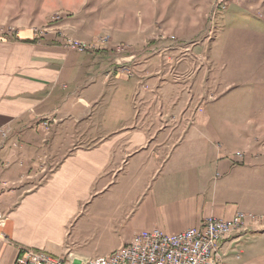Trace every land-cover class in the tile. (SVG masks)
<instances>
[{
  "label": "crops",
  "instance_id": "obj_1",
  "mask_svg": "<svg viewBox=\"0 0 264 264\" xmlns=\"http://www.w3.org/2000/svg\"><path fill=\"white\" fill-rule=\"evenodd\" d=\"M38 1L0 0V23L19 29L0 42V264H14L19 248L81 264L142 230L177 234L243 211L264 218V104L246 119L217 104L210 117L196 88L183 108V57L172 54L183 42L163 41V72L156 58L68 51V37L108 34L134 53L140 45L125 38L136 26L82 19L37 38L26 24ZM108 236L110 251L99 253ZM222 251L223 264H264V219Z\"/></svg>",
  "mask_w": 264,
  "mask_h": 264
},
{
  "label": "rangeland",
  "instance_id": "obj_2",
  "mask_svg": "<svg viewBox=\"0 0 264 264\" xmlns=\"http://www.w3.org/2000/svg\"><path fill=\"white\" fill-rule=\"evenodd\" d=\"M86 8L94 12L93 19L83 17ZM32 10L38 14L26 25L31 26L33 34V30H39L41 36L52 30L60 33L58 26H74V21L82 19L86 26H91L94 20L98 26H136V31L128 33L133 38H125L127 43L140 45L134 53L130 44L113 45L108 34L89 41L72 37L71 40L98 44L107 51L120 47L124 50L120 53L134 54L142 61L156 58L155 65L159 61L161 72L169 67L163 66V59L167 57L163 41L183 42V50L172 52L175 56L178 51L177 57H183V108L184 101L188 100L187 90L194 92L196 88L200 91L201 103H207L210 117L213 105L217 104L230 107L238 119L253 117L264 104V0H39ZM79 10L82 15L75 17ZM0 26H5L1 30L19 31L8 27L14 24L0 23ZM104 37L109 39L107 46L103 43ZM148 40L155 41L156 45ZM260 120L257 117L254 123ZM233 148L236 151L237 146ZM238 154L241 156L240 152L235 153ZM254 216L257 224L264 219ZM114 239L108 236L99 245L98 252L110 251ZM94 247L86 242L83 250L92 251Z\"/></svg>",
  "mask_w": 264,
  "mask_h": 264
},
{
  "label": "built area",
  "instance_id": "obj_3",
  "mask_svg": "<svg viewBox=\"0 0 264 264\" xmlns=\"http://www.w3.org/2000/svg\"><path fill=\"white\" fill-rule=\"evenodd\" d=\"M1 29L0 42L14 41L19 37L17 31ZM33 31L35 37H41L39 30ZM108 41L107 37L103 38L105 46ZM63 43L68 51L94 53L103 50L101 45L94 43L86 45L71 38H67ZM120 50L124 51L120 47L119 50L109 51L117 56L128 55L120 53ZM117 72L132 75L130 69L124 64L118 66ZM0 135L5 138L6 130L1 128ZM238 156L240 157L239 154ZM5 220V217L0 214V226ZM249 223H256V217L243 211L227 220L210 216L202 222L200 227L188 228L177 234H165L159 229L142 230L135 233L129 243L106 257L88 259L81 264H223V242L233 233L244 231ZM14 264L69 263L66 259L51 256L44 251L19 248Z\"/></svg>",
  "mask_w": 264,
  "mask_h": 264
}]
</instances>
